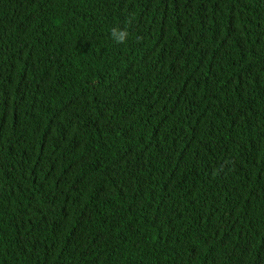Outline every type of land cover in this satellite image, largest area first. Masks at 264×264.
Returning a JSON list of instances; mask_svg holds the SVG:
<instances>
[{"label":"trees","instance_id":"16d2710c","mask_svg":"<svg viewBox=\"0 0 264 264\" xmlns=\"http://www.w3.org/2000/svg\"><path fill=\"white\" fill-rule=\"evenodd\" d=\"M0 264H264V0H0Z\"/></svg>","mask_w":264,"mask_h":264},{"label":"clouds","instance_id":"9594fccd","mask_svg":"<svg viewBox=\"0 0 264 264\" xmlns=\"http://www.w3.org/2000/svg\"><path fill=\"white\" fill-rule=\"evenodd\" d=\"M129 35L127 28L119 26L113 27L110 31V38L115 44H125L129 39Z\"/></svg>","mask_w":264,"mask_h":264}]
</instances>
